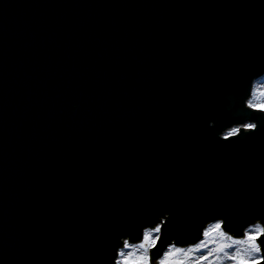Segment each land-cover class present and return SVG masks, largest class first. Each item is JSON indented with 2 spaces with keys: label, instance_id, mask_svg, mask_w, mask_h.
<instances>
[{
  "label": "water",
  "instance_id": "obj_1",
  "mask_svg": "<svg viewBox=\"0 0 264 264\" xmlns=\"http://www.w3.org/2000/svg\"><path fill=\"white\" fill-rule=\"evenodd\" d=\"M260 72L264 0H0V264H109L160 201L180 246L264 210V134L205 130Z\"/></svg>",
  "mask_w": 264,
  "mask_h": 264
},
{
  "label": "snow or ice",
  "instance_id": "obj_2",
  "mask_svg": "<svg viewBox=\"0 0 264 264\" xmlns=\"http://www.w3.org/2000/svg\"><path fill=\"white\" fill-rule=\"evenodd\" d=\"M229 96L232 111L228 114L226 124L217 126L215 114H206L208 118L205 130L214 129L211 133L214 140L227 147L229 142L235 143L252 138L258 133L264 134V114L252 111L246 104L248 88L243 91L239 85L234 86ZM177 217L178 211L174 207L164 201L155 203L131 227L119 231L109 253V264L131 260L132 256L126 254L137 251H142L143 255L137 258L136 264H177L181 257L187 258L189 252L202 248L206 240L213 242L214 233L226 236L233 248L245 245L249 252L248 261L264 264V210L237 215L223 206H210L195 217V234L199 242L188 249L177 246L191 236L187 231L181 232L176 228ZM249 237H253L251 244L247 243ZM166 242L167 246L163 247ZM213 254L208 250L192 262L206 264Z\"/></svg>",
  "mask_w": 264,
  "mask_h": 264
},
{
  "label": "clouds",
  "instance_id": "obj_3",
  "mask_svg": "<svg viewBox=\"0 0 264 264\" xmlns=\"http://www.w3.org/2000/svg\"><path fill=\"white\" fill-rule=\"evenodd\" d=\"M259 77H264V72H260L259 75L251 77L249 80L246 104L251 107L252 111L264 114V87H258L255 83V80ZM252 239L253 237H249L247 243L251 244ZM213 242L215 247L210 249V251L216 255H212V259H208L206 264H224V262H229V264H245V262L247 264H256L255 261H248L249 252L245 245L242 244L238 248H233L231 241L219 233H214ZM229 248L232 251H227ZM126 255L132 256V259H125L121 261V264H136L137 258L142 256L143 252L137 251ZM177 264H187L186 257H181Z\"/></svg>",
  "mask_w": 264,
  "mask_h": 264
},
{
  "label": "rangeland",
  "instance_id": "obj_4",
  "mask_svg": "<svg viewBox=\"0 0 264 264\" xmlns=\"http://www.w3.org/2000/svg\"><path fill=\"white\" fill-rule=\"evenodd\" d=\"M256 85L258 87H264V77H259L256 81H255ZM202 239V238H201ZM199 241H197L196 243H198ZM195 244V243H194ZM190 245H186V246H178V247H182L184 249H188ZM213 247H215V243L214 242H210V241H205L204 246L200 249H195L191 252H189L187 258H186V262L187 264H191V262L198 257L199 255H201L202 253H206L208 250L212 249ZM227 251H232V249H227ZM216 255V254H213ZM209 259H212V257L210 256ZM224 264H229V262H224Z\"/></svg>",
  "mask_w": 264,
  "mask_h": 264
}]
</instances>
